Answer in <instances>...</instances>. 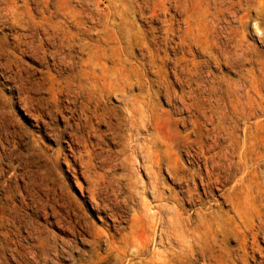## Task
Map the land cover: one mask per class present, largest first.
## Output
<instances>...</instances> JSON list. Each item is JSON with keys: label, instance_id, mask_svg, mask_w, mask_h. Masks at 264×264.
I'll list each match as a JSON object with an SVG mask.
<instances>
[{"label": "rangeland", "instance_id": "obj_1", "mask_svg": "<svg viewBox=\"0 0 264 264\" xmlns=\"http://www.w3.org/2000/svg\"><path fill=\"white\" fill-rule=\"evenodd\" d=\"M14 1L0 0V264H81L80 262L88 258L87 255L92 249H95L97 253L104 252L103 249L106 248L105 238L100 237L101 240L98 245H94L95 247L91 241L95 236L108 232L109 229V231L114 232L115 217L111 215V212H113L114 204L116 206L114 209H119L120 204L117 203H120L124 197L123 188L125 187L127 190L129 181L134 182L139 179L146 181L145 179H147L143 166H141L142 159H140L142 158L141 149L145 133L138 131L141 127L139 122L122 119L124 112L119 108L121 105L119 95V97L116 94L109 96L110 99L108 98L109 101L106 104L109 111L105 109L108 117H106V121L100 120L95 115L92 116L89 111L85 110L86 113L82 109L80 99H73L69 96L68 87L71 83L75 87V81H72L70 77L73 71L80 68L79 57H85V55L80 54L77 51L78 48L77 50H75L76 48L69 50L64 47L63 50L61 49L62 51H58V53L60 52L58 54L59 59L56 55L57 50L54 51L53 41L49 39L48 41L45 38L46 35L43 30H39L36 35L32 36L29 31L25 32L21 27H12L7 18L6 8ZM210 1L17 0L14 3L19 9L23 7V10L19 11H23L25 15L26 10L31 8V23L45 20L71 22L75 18L89 22H99L105 19L123 22L130 28L134 27V31H137L138 41L133 40V42L148 41L156 52V48H158L156 40L161 42L167 29L174 23L177 26L182 25L184 29L187 28V31L182 32L183 37L195 43L205 44L207 41L212 42L214 38H217L219 43L214 47L216 51L226 48L223 45L224 42L227 43L228 47L233 45V42H228V37L230 36V26H234V36L242 39V47L248 51L241 67L233 66L223 60L217 61L213 56L199 54L198 58H211L205 71L210 85L213 84L216 87L214 88L215 94L211 97L215 99L220 96L230 104L227 109L230 121L232 117L238 119V110L231 105V102L240 101L255 107L251 109L257 114V118H254L253 122L247 124L245 120L238 119L239 134L243 140L247 138L248 146L255 152L257 161L261 163L262 169H264V23H262L264 22V13L258 14L257 17L259 11L256 4L249 5L250 10L249 6L246 7L247 4L231 5L230 0H227V4L223 7L224 9L227 8L226 11L218 12L221 19L218 23L213 24L211 12L215 9L217 12L219 5L214 4V2L211 5L209 4ZM178 9L184 13H180L177 11ZM2 16H6L4 17L6 19L1 20ZM177 35L178 32L170 36L177 39ZM41 38L43 39L41 40ZM99 40V34H93L90 39L91 42L96 43ZM111 41L113 46L119 45L115 37H111ZM248 43L250 49L247 47ZM141 53H146L145 62L150 60L147 49L142 50L138 46L131 49L128 57L132 61H136L142 57ZM161 54H163L162 51ZM61 55L64 58L62 63L60 61ZM68 55L69 58H67ZM72 56H74L73 59ZM67 59H69V64L74 66V69L66 64L68 63ZM107 65L114 64L107 62ZM126 67L132 70L134 65L127 62ZM145 68V77L149 80L152 79L150 80L151 87L154 88V91L159 92L158 95L153 93L152 102L159 100L157 104L159 118L162 117V119L160 118L162 132L164 135H169L179 141L178 152L176 151L174 156L179 155L178 157L182 159L184 164L191 168H197L196 161L194 164L190 163L184 141L187 136L194 138V134H190L193 128V122L190 119L191 113L183 109L181 102L177 100L178 98L175 99L177 101L169 100L166 95L168 83L163 80L165 85L163 82H159L160 84L157 85L158 83L154 81V78L157 77L156 73L148 67ZM169 79L171 82L174 81L172 75L169 76ZM235 82L239 87L238 90L234 89ZM64 85H68V87L66 86V88ZM170 88L174 94H178L182 90V86L178 83H173ZM184 88L188 90V87L185 86ZM214 99L211 101L214 102ZM187 101L189 100L187 99ZM77 103L81 104H79L81 108ZM171 103L172 105H170ZM173 105H178V107ZM116 112L117 114H115ZM86 115L89 117L86 118ZM109 115L112 119L109 118ZM96 119L101 121V126L98 121L93 122ZM127 122L132 124L129 125ZM114 127L117 128L114 129ZM112 128L114 130L111 131ZM113 133L119 137L117 138ZM131 135L132 137L135 135L134 139L137 136L135 142L131 140L133 139L130 137ZM72 137L73 139L76 138L77 141L73 140ZM243 144L244 142L241 146ZM138 145L141 148L140 151ZM130 150L135 153L134 155L138 154L139 160L133 156V153H131L132 157L130 156ZM136 152L138 153L136 154ZM89 154L94 156L91 155V157ZM130 160L136 164L134 162L129 163ZM129 167H134L130 168L134 172L138 169L140 174L138 171L137 173L130 172ZM129 173L132 177L129 176ZM164 175L166 183L174 187L166 170H163ZM118 184L119 186L122 185L120 191H117V188L119 189ZM177 189H180V186H177ZM199 191L202 192V188ZM116 192L119 194V196L116 195L118 198L114 196ZM217 192L215 191L216 194H218ZM92 195H95L96 198ZM114 197L118 200L116 201ZM148 198L150 199V196ZM106 200L109 202L107 201V203ZM93 201L100 204L101 207L97 209ZM122 207L120 211H125L123 214H130L128 206L122 205ZM185 207L190 208L188 204H185ZM225 209L228 207L225 206ZM115 220L117 223V218ZM127 224V221L121 220L122 226L127 227ZM43 239L47 246L41 245ZM48 244H53V246L50 247ZM60 244L61 247H59ZM239 244L240 240L236 237L227 242L226 247L232 249V256L237 255ZM57 245L59 248H56ZM261 246L264 248L262 243ZM41 248H47L48 259H50H47L49 261H46L47 263H45V258L39 254ZM55 253L57 255L59 253L60 256ZM36 255L38 259H36ZM39 259L41 262H38ZM51 259L53 260L51 261ZM56 261L58 262L56 263ZM248 264L260 263L249 260Z\"/></svg>", "mask_w": 264, "mask_h": 264}, {"label": "bare ground", "instance_id": "obj_2", "mask_svg": "<svg viewBox=\"0 0 264 264\" xmlns=\"http://www.w3.org/2000/svg\"><path fill=\"white\" fill-rule=\"evenodd\" d=\"M14 2L6 8L7 18L12 24V27H21L25 32L29 31L32 36L36 35L39 30H43L46 35L45 38L53 41L55 46L54 51L57 50L56 55H58L60 53H58V51L64 47L69 50L75 48V50H77L78 48L77 51L85 55V57L81 56L79 57L80 59L78 58L80 68L73 71L70 77L72 81H75V87H73L74 85L72 86V83L71 85L69 84L70 87L66 85L68 87L67 93L69 96L73 99H80L82 105L79 104L84 111H89L92 116L95 115L100 120H105L108 118L105 109H107L106 107L108 106H106V104L109 101V96L111 94L119 95V101L121 102L119 108L124 112V117H122V119L126 121H135L136 123L139 122L141 126L139 129L141 130L138 129V131L145 133L142 149L139 148L140 144L138 148L139 151L140 149L142 151V158H140L142 159L141 166H143L147 179L143 178L146 181L142 179L134 182L129 181L128 186L125 185L127 186V190H125V187L123 188L124 197L120 203H117L120 204L119 209H114V207H116L114 204L112 208L113 212H111V215L114 216L115 219L117 218V223H115L116 220L114 219V232L109 231V229L108 232L98 234L91 241L93 247H95L99 244L101 240L100 237H103V239L105 238L106 248L103 249L104 252L97 253L95 249H92L87 255L88 258L80 263L196 264L199 262L200 264H248V261L252 260L263 264L264 248L261 246V243L264 245V169H262L261 163L257 161L255 152L248 146L247 138L244 140L242 139L239 134L238 126V119H243L249 124L253 122L252 120L254 118H257V114L251 110L255 107L240 101L231 102V105L238 110V119L232 117L230 121L227 113L230 104L220 96H217L215 99L211 97L215 94L214 88L216 87L213 84L210 85V82L207 80L208 78H206L207 75L205 74L211 58H198L199 54L213 56L217 61L223 60L233 66L237 65L241 67L242 61L246 59L248 51L242 47V39L234 36V26H230V36L228 37V42H233V45L228 47L227 43L224 42L223 45H225L226 48L216 51L214 47L219 43L217 38H214L212 42L207 41L205 44L195 43L183 37L182 32L187 31V28L184 29L182 25L177 26L174 23L167 29L166 35L163 36L161 42L156 40L158 45L156 52L148 41H144L143 43L133 42V40L138 41V33L134 31V27L130 28L123 22H116L110 19L101 20L99 22H89L80 18H75L71 22L63 20H45L31 23V8L28 9V11L26 10L25 15L23 11H19L23 10V7L19 9ZM213 2L219 5V7H217V12L215 11L216 9L211 12L213 15L212 21L213 24H215L221 19L218 12L223 13L226 11L227 8L224 9L223 7L228 1L211 0L209 4L212 5ZM230 4H247V6L245 5L247 8L249 5L252 6L256 4L257 10L259 11L257 17L258 14L264 13V0H239L237 2L230 0ZM177 11L184 13L181 9ZM4 17L2 16L1 20ZM178 24L180 23L178 22ZM21 32L19 31V33ZM25 32L23 31L24 35H26ZM176 32H178V35L175 40L173 36L170 35H175ZM93 34L100 35L98 43L90 41ZM111 37L117 39L116 42L119 44L117 47H115V45L113 46ZM33 38L35 39V37ZM20 39L24 40V38L21 37ZM42 39L43 38H41V40ZM135 46L141 47L142 50L146 48L150 60L145 62L144 58L146 53H141L142 57L140 56V59L132 61L128 56L131 49ZM247 47L250 49L249 43ZM161 51L163 54H161ZM73 57L74 56H72V59ZM57 58H59V55ZM67 58H69V55ZM75 59L76 57L74 60ZM63 60L64 58L62 57L60 60L61 63ZM68 60L69 59H67V61ZM107 62H112L114 65H107ZM127 62H131V64L134 65L132 70L126 67ZM66 64H69V61ZM69 65L71 66V64ZM84 66H86V68H84ZM145 67L152 69L156 73L157 77L154 78V81L158 83L157 85L160 84L159 82H163V80L168 83L166 95L169 100L178 98L177 100L181 102L183 109L191 113L190 119L193 122V128L191 126L192 129L190 134L193 133L194 138L192 136L191 138L187 136L184 141L186 144L185 146H187L186 154H188L190 163L194 164L196 161L198 164L197 168H191L187 164H184L182 159L178 157L179 155L174 156L176 155L179 141L169 135H164L162 132L160 125V118L162 119V117L159 118L157 104L159 100L157 102L153 100L152 102L153 93H157L158 95L159 92L154 91V88L151 87L150 80L152 79L149 80L145 77ZM72 68L74 69V66ZM171 75L174 78L172 82L169 81V76ZM237 82L239 83L238 80ZM163 83L165 85V82ZM173 83H178L182 86V90L178 92V94H174L170 88ZM235 85L234 89L238 90L239 87L236 82ZM185 86L188 87V90L184 88ZM187 99L189 101H187ZM212 99H214V102L211 101ZM172 103L170 105H172ZM81 106L79 107L81 108ZM110 106H112V104H110ZM175 106L178 107V105ZM68 108L70 110V107ZM172 110L174 111V109ZM107 111H109V108ZM115 114H117V112ZM87 115L86 118L89 117ZM91 115L90 118H92ZM109 118L112 119L110 115ZM108 120L111 121L110 119ZM97 121L96 119V121L94 120L93 122L96 123ZM93 122L91 121V124H93ZM98 122L100 125L101 121ZM95 128L98 127L95 126ZM115 128L117 127H114V129ZM114 129L112 128L111 131ZM93 130L95 131V129ZM131 131V133H133V130ZM127 133L129 132L127 131ZM115 136L117 135L115 134ZM245 136L247 137V135ZM118 137L119 136H117V138ZM130 137H132V135ZM134 137H132L133 139L131 140L135 142L137 136L135 139ZM74 139L76 140V138ZM243 142L244 144L241 146ZM131 144H133V142H131ZM127 145L128 147L130 146L129 144ZM131 150L130 154L133 153ZM90 152L92 153V151ZM137 153L138 152H136V154ZM134 154L135 153H133V156L137 158L138 154ZM130 156L132 157V154ZM137 159L139 160V158ZM130 161L129 163L134 162L133 160ZM200 161H202V163H200ZM136 166L135 168H137ZM130 168L134 167H129V171L131 170ZM163 170H166L171 177L174 187L166 183ZM132 171L133 169L130 172ZM137 171L138 169L133 172L137 173ZM123 175H125V173H123ZM130 175L129 173V176ZM142 177L144 176L142 175ZM117 186L119 187L117 191H120L122 185L119 186L118 184ZM177 186H180V189H177ZM200 188H202V192L199 191ZM215 191H218V194H216ZM116 195L119 196L117 192L114 196L116 197ZM148 196H150V199ZM108 200H106V202ZM115 200L117 201L118 199ZM135 201H137V203H135ZM94 203L97 209L101 207L97 202ZM185 204H188L190 208H186ZM122 205L130 208V214L126 213L129 214L128 216L123 214L125 211H120L123 208ZM225 206H227L228 209H225ZM112 216H110V218H112ZM121 220L127 221L128 226H122ZM234 237L240 240V244L237 255L235 254L232 256V249L226 247V244ZM45 244L46 242L43 239L41 245L44 246ZM53 244L48 245L51 247ZM59 247H61V244ZM59 247L57 245L56 248ZM46 250L47 248H41L39 253L42 258H45V263L50 260L48 259V252ZM60 250L62 251V249ZM57 256H60L59 253ZM36 259H38L37 255ZM52 260L53 259H51V261ZM38 262H41V260ZM57 262L58 261H56V263Z\"/></svg>", "mask_w": 264, "mask_h": 264}]
</instances>
